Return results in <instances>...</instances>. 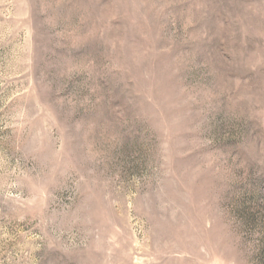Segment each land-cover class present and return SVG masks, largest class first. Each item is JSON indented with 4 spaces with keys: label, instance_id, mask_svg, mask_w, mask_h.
<instances>
[{
    "label": "rangeland",
    "instance_id": "1",
    "mask_svg": "<svg viewBox=\"0 0 264 264\" xmlns=\"http://www.w3.org/2000/svg\"><path fill=\"white\" fill-rule=\"evenodd\" d=\"M0 264H264V0H0Z\"/></svg>",
    "mask_w": 264,
    "mask_h": 264
}]
</instances>
